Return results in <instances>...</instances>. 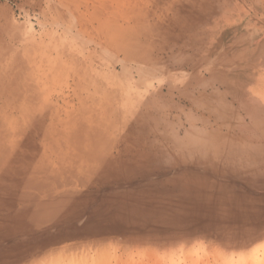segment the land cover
<instances>
[{
  "label": "bare ground",
  "instance_id": "bare-ground-1",
  "mask_svg": "<svg viewBox=\"0 0 264 264\" xmlns=\"http://www.w3.org/2000/svg\"><path fill=\"white\" fill-rule=\"evenodd\" d=\"M15 2L23 23L0 16V264H149L159 248L173 258L178 248L165 244L175 238L132 242L102 227L109 218L113 227H142L145 220L154 226L151 211L170 209L157 196L124 189L120 179L144 157L136 150L140 130L152 146L159 132L190 152L175 126L153 119L150 81L183 55L184 33L204 2ZM249 109L257 118L264 113ZM97 220L95 232L79 231ZM245 236L239 244L254 241Z\"/></svg>",
  "mask_w": 264,
  "mask_h": 264
},
{
  "label": "rangeland",
  "instance_id": "rangeland-1",
  "mask_svg": "<svg viewBox=\"0 0 264 264\" xmlns=\"http://www.w3.org/2000/svg\"><path fill=\"white\" fill-rule=\"evenodd\" d=\"M202 1L204 3L199 4L200 7L195 10L196 15L189 21L190 27L179 46L184 47L183 55H179L181 57L171 64L169 73L162 74V78L156 76L150 81L157 104L153 119L163 122V126L167 122L175 126L186 150L190 152H184L181 147L175 148L159 132L158 137L154 134L151 136L152 146L149 137L140 130L139 142L135 141L136 150L140 149L144 157L136 171L120 179L124 189L157 196L159 202L170 209L164 212L151 211L150 220L154 218V226L145 220V226L142 227H113L110 226L112 218H109L102 229H114L120 235L119 239L128 236L135 239L132 242L142 237L157 238L160 234H163L161 240L165 242V238H175L174 244H159L166 248H178L179 252L176 251L173 258L166 256L167 259L163 249V252L160 248V251L156 249L159 252H153H156L158 258L160 253L164 255H160V259L153 255L152 263L149 264H264V114L257 118L242 112L239 120H232L230 130L226 128L220 133L215 129L210 130L217 128L216 124L210 125V129L207 126V122L212 119L207 111H197L196 123L189 122L186 111L190 107L186 99L176 98L173 94L178 89L176 84L188 81L194 85L191 82L198 77L199 81L214 82L218 93H225L226 100L234 103L233 112L238 111L239 102L222 86L233 88L238 100H248L250 107L264 106V33L257 41L249 43L242 37L245 27L240 26L247 19L256 18L259 20L258 26L264 28V19L261 20L264 18V0H234V13L238 14L242 22L239 24L234 20L229 21L230 17L226 18L223 30L222 23L218 25L223 20L217 4L214 5V0ZM224 3L227 6L222 7L230 11L231 0H225ZM0 16L24 22L15 0H0ZM214 34L221 36L215 39ZM209 36L212 38L207 41ZM204 47L207 51L203 59L189 62L190 57L194 58L192 55ZM186 59L189 64L184 66ZM194 72L199 74L194 76ZM191 125H194L191 128L193 132L202 135V143H199L200 139L193 141L184 137ZM164 148L168 154L162 153ZM184 178L187 180L183 183ZM195 181H199V185L193 188ZM181 182L184 186L178 185ZM98 222L90 221L88 227L79 231L95 232L99 229L96 226ZM229 232L232 233L227 234ZM242 236H245L244 239L252 237L254 241L251 240L246 246L239 244L237 238L241 239ZM235 241L238 243L237 248L233 246ZM229 246L234 247V251ZM214 253L223 256L216 261L212 257ZM155 258L160 261L156 263Z\"/></svg>",
  "mask_w": 264,
  "mask_h": 264
},
{
  "label": "crops",
  "instance_id": "crops-1",
  "mask_svg": "<svg viewBox=\"0 0 264 264\" xmlns=\"http://www.w3.org/2000/svg\"><path fill=\"white\" fill-rule=\"evenodd\" d=\"M214 1H217L216 2L217 7L219 8L220 15H222L221 18H222L223 22L218 23V25H221V23H222V30L226 26V23H225L226 18L230 17L229 21H231V22L233 20L235 23L237 22L239 24L242 22L241 21L242 19L237 17L238 14L234 13V11L236 10L235 9L236 5H235L234 0H231L230 11H228L227 9L225 10L222 7V5H226L224 3L225 0H214ZM226 13H228V14H226ZM244 19H245V17H244ZM263 19L264 18H262L261 20L263 21ZM239 20H240V22H239ZM258 22H259V20H257L256 18H250V19H247L244 24L240 25V26L245 27L246 32L243 28L244 35H242V37L244 39H246L249 43H253L254 41H257L261 37V35L264 33V28L261 26H258V24H257ZM213 36L215 39H217L221 35L214 34ZM254 36H255V38H253ZM210 37L212 38V36H209L207 41L210 40ZM206 51H207V48L204 47L202 50H200L199 52H197L195 54L191 53V54H193L192 57H194V58L190 57L189 62H191V61L195 62V60L197 58H198L197 61L202 60L203 59L202 56L206 53ZM189 62L186 59L185 62L183 63L184 66L188 65ZM192 74L194 76H196L199 73L194 72ZM187 82L176 84V85H178V89L176 91H173V94H175L174 97H176V98L181 97V98L186 99V101L190 107V109H188V111H186V115H187V120L190 122H192V120H197V117H196L197 111H199V110L207 111L211 115V118H212L210 121L207 122V126L210 129L212 127L210 125L216 124L217 128H211L210 130L212 131V129H215L214 131L221 133V131H223L226 128L228 130H230L231 125H232V120L233 119L239 120L242 116V114H241L242 112H244L245 114H248L250 111L249 103H247L244 99L238 100V98L236 97L235 91L233 90V88L229 87L228 85L222 86V88L227 89L230 92L231 97L234 96L235 97L234 100L239 102L238 103V111H235V112H233L234 103L230 100H226V98H225L226 94L225 93H222V94L218 93L217 89L215 88L216 84L214 82L206 80V81H202L200 84H198V86L191 85V84H189V82L188 83ZM194 97L198 99V102L201 104L200 107L195 105L192 102L193 101L192 98H194ZM257 108L264 110L263 105H257ZM191 114L193 115V118L191 117ZM263 114L264 113H262L261 115H263ZM193 134H195V133L191 130V126H190V128L186 131V134L184 137H186L188 139L194 138ZM201 136L202 135L199 133L195 134V137L196 138L199 137L201 139V143H202Z\"/></svg>",
  "mask_w": 264,
  "mask_h": 264
}]
</instances>
